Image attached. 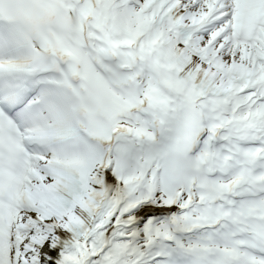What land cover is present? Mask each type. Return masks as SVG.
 <instances>
[{"label":"snow or ice","instance_id":"6c2138e0","mask_svg":"<svg viewBox=\"0 0 264 264\" xmlns=\"http://www.w3.org/2000/svg\"><path fill=\"white\" fill-rule=\"evenodd\" d=\"M0 264H264V0H0Z\"/></svg>","mask_w":264,"mask_h":264}]
</instances>
